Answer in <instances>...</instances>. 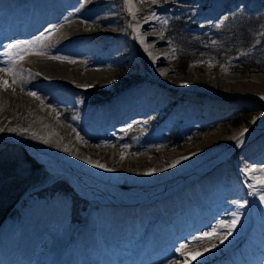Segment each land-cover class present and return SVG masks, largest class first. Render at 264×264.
<instances>
[{
    "label": "bare ground",
    "instance_id": "6f19581e",
    "mask_svg": "<svg viewBox=\"0 0 264 264\" xmlns=\"http://www.w3.org/2000/svg\"><path fill=\"white\" fill-rule=\"evenodd\" d=\"M75 1L0 0V46L7 43L10 37L32 35L40 31L50 39L68 31L87 41L104 34L116 35L119 25L113 24L111 14L116 16L118 13L110 4L117 2L122 4L121 11L130 12L129 18L133 24L127 25L125 31H131L134 45L141 56L143 54L147 58L153 75L158 79L167 84H178L183 92L197 91L205 94L204 90L207 89L209 92L213 90L219 94L224 93L225 97H229L231 90L241 91L242 96L254 93L256 99L264 103V77L243 81L238 78L232 82L229 76L216 73L214 68L198 71L201 73L194 75L195 67L190 68L187 79L169 77V71L164 66L170 61L172 53L161 46L160 34L156 32L159 23L157 19L144 22L143 15L149 8H138V4L142 5L147 0H93L99 4L98 10L84 16L73 15L69 10ZM234 1L214 0L218 7L207 14L214 16ZM240 1L243 4L253 1L264 7V0ZM195 10L192 9V12ZM25 18L28 21L25 22ZM66 53L58 54V57H42L52 66L49 70L40 69L50 81L68 82L86 88L93 84L94 78L108 76L112 65L110 57L104 62L103 68L78 74L86 70L88 64L83 59H77L78 53ZM134 53L137 54V51ZM58 58L74 62L79 68L76 78L73 79L76 71L69 64L54 63ZM5 74L0 70V110H6L3 119L6 137L27 141L47 161H59L63 174L69 175L81 186L88 187L93 197L103 201L101 205L112 213L103 217L100 210L91 209L86 219L83 218L84 225L66 227L68 219L60 207H49V211L35 208L33 215L23 218L14 234L0 241V264H125L129 262L127 253H123L125 240L139 232L148 221H151V235L142 255L144 264H202L210 258L213 260L208 264H214L216 251L243 238L249 245L240 249L244 254L240 255L239 251L235 263H221L260 262V251L264 248V200L261 199L264 197V183L261 182L264 181V123L251 132H235L227 139H223L220 131L198 135L194 144L180 152H159L157 156L145 158L143 155L126 157L123 151H115L117 156H114L112 148H99V140L104 132L102 126L115 125L120 118L143 108L139 95L133 94L129 105L124 102V105L104 110L90 123L91 126L77 118L66 125L55 115V109L45 107L31 94L34 92L21 89L15 79ZM68 95L64 92L58 100H69ZM2 100L17 103V109L2 104ZM214 106L222 107L220 103ZM15 125L21 126L19 132L13 134L11 130ZM234 143L243 150L242 157L236 159L235 167V177L243 192L229 193L230 199L226 203L227 193L217 187L214 180L226 172L228 162L216 167L204 164L218 156L216 162H220L227 146H233ZM252 146L260 152L254 154ZM194 151H197L200 159L189 165L193 162L190 155ZM238 152L239 149L234 154ZM90 159H96L109 169L104 171V168L94 165ZM109 160L117 161L118 166L115 167ZM178 160H181V166H177ZM108 170L122 173L125 180H135L137 186L159 185V188L147 197L131 199L129 197L134 195L120 193L102 183L121 181V178H111ZM119 184L122 185V182ZM38 240H43L46 246L44 250L38 248ZM15 243L18 248L14 246ZM11 245L15 248L11 249ZM166 248L171 254H168ZM178 257L184 261L177 260Z\"/></svg>",
    "mask_w": 264,
    "mask_h": 264
},
{
    "label": "rangeland",
    "instance_id": "374dc122",
    "mask_svg": "<svg viewBox=\"0 0 264 264\" xmlns=\"http://www.w3.org/2000/svg\"><path fill=\"white\" fill-rule=\"evenodd\" d=\"M215 2L214 0H147L142 5L138 4L139 9L149 8L143 15L144 22L157 19L159 24L156 32L160 34L161 46L172 53L170 61L164 66L169 71L168 76L174 79L177 77L187 79L190 68L195 67L194 75L201 73L198 71L214 68L216 73H225L229 76L232 82L238 78L243 81L264 77V7L258 6L253 1L243 4L242 1L236 0L227 4L225 9L218 11L219 13L214 16H209L207 13L218 7ZM98 6L99 4L94 3L93 0H76L69 10L73 15L84 16L98 10ZM110 6L117 9L118 14L111 15L113 24L119 25L116 31L118 34L95 36L97 38L88 41L68 31L58 33L52 39L46 38L43 31L32 35L10 37L7 43L0 46V70L6 72L5 76L15 79L21 89L34 92L36 99L45 107L55 109V115L66 125H69L73 118H77L85 125L91 126L90 123L94 122L97 115L104 110L124 105V102L125 105H129L130 97L133 94L139 95L140 102L144 104L143 108L120 118L115 125L102 126L104 132L99 140V148H112L114 156H117L115 151L117 153L123 151L126 157L143 155L145 158L157 156L159 152L165 154L180 152L188 145L194 144L198 135L220 131L223 139H227L235 132H251L264 123V103L259 102L254 93L242 96L241 91L231 90L229 97H225L224 93L219 94L218 91L213 90L209 92L207 89L204 90L205 94L197 91L183 92L178 88L180 87L178 84H167L154 76L147 58L143 54L141 56V52L134 45L131 31H125L127 25L133 24L132 19L129 18L130 12L121 11L122 4L117 2ZM192 9L196 10L192 12ZM24 21L28 20L25 18ZM134 49L137 54L134 53ZM66 52L78 53L77 59H83L88 64L86 70L79 71L78 74L101 69L104 67V62L111 58L109 62L112 65L108 76L94 78L93 84L86 88L68 82L50 81L40 69L49 70L52 66L42 57H58V54ZM182 55H187V60L193 61L184 70L181 68L185 63L179 62ZM54 63L69 64L68 66L76 71L73 79L77 77L79 68L72 60L58 58ZM179 70L181 71L177 73ZM64 92L69 94V97L67 96L69 100H58ZM1 102L17 109V103L7 100ZM216 103H220L222 107L214 106ZM241 111L253 114V119L250 121L252 127L244 123L238 126L232 124L236 114ZM5 112L6 110H0V191L4 189L0 193V201L4 194L7 198L11 192L14 193L16 186L19 190L24 189L25 192L18 201L16 200L0 225V241L5 240L9 234H14L23 218L33 215L35 208H45L44 210L49 211V207H60L68 219L66 227L84 225L87 213L91 209L100 210L103 217L112 213L107 212L101 205L103 201H97L93 197L88 187L81 186L72 177L63 174L59 161H47L36 147L27 141L7 138L6 126L3 124ZM20 126L15 125L11 130L12 133L19 132ZM233 146H227L220 162H216L218 156L204 164V166L216 167L228 162L226 172L214 180V184L216 183L217 187L227 193L226 203L230 199L229 193L243 192L235 177L236 159L242 157L243 150L235 143ZM237 149L239 152L234 154ZM251 151L254 154L260 152L255 146L251 147ZM190 156L193 157V162L189 165L200 159L197 151ZM90 160L99 168H104V171L109 169L108 166L103 167L105 164L96 159ZM113 163L115 167L118 166L117 161ZM177 163V166L182 165L181 160ZM112 170H108L110 177L113 176L116 180L121 178L119 181L122 185L119 181L106 183L96 180L120 193L134 195L129 197L131 199L147 197L159 188V185L137 186L135 180H125L126 177L123 178L122 173ZM4 183L7 185L6 189ZM9 184L11 187L7 189ZM146 223L139 232L125 240L123 253L126 252V257L129 259L125 264H144L142 255L151 235V221ZM243 239L222 248L221 251H216L213 263L222 264L221 262L229 261L235 263L240 249L244 245L249 247ZM42 241L38 240L36 244L39 249L44 250L46 246ZM239 242L242 243L238 244ZM16 244L14 246H17ZM14 248L11 245V249ZM166 251L171 254L167 248ZM243 254L244 251L241 250L240 255ZM177 260L184 261L179 257ZM212 260L213 258H210L202 264H208ZM254 264H264V248L260 251V262Z\"/></svg>",
    "mask_w": 264,
    "mask_h": 264
},
{
    "label": "trees",
    "instance_id": "16d2710c",
    "mask_svg": "<svg viewBox=\"0 0 264 264\" xmlns=\"http://www.w3.org/2000/svg\"><path fill=\"white\" fill-rule=\"evenodd\" d=\"M179 62L185 63V64H183L184 67L181 68L182 70H184L193 61L187 60V55H182L179 59ZM180 71L181 70L177 71V73ZM235 117H236V119L233 121L232 124H235L236 126H238V125H242L244 123V124H248V127H252V125L250 124V121L253 119V114L241 111V112H238ZM4 184H5L4 188L6 189L7 185H6V183H4ZM10 187H11V184L8 185L7 189H10ZM19 187H21V186H19ZM2 191H4V189H2L0 191V193ZM24 192H25L24 189L20 188V190H19L16 186V191L14 193L11 192L7 198H6V194H4L3 199H1V201H0V225L4 222L7 214L12 209V206H14L13 204L16 202V200L18 201L20 199V196L23 195Z\"/></svg>",
    "mask_w": 264,
    "mask_h": 264
},
{
    "label": "snow or ice",
    "instance_id": "6c2138e0",
    "mask_svg": "<svg viewBox=\"0 0 264 264\" xmlns=\"http://www.w3.org/2000/svg\"><path fill=\"white\" fill-rule=\"evenodd\" d=\"M38 55L40 54V53H37ZM5 84H7V82H5ZM32 95H35L34 93H31ZM262 183H264V181H261ZM261 199L262 200H264V197H261ZM241 206H243V205H241Z\"/></svg>",
    "mask_w": 264,
    "mask_h": 264
}]
</instances>
